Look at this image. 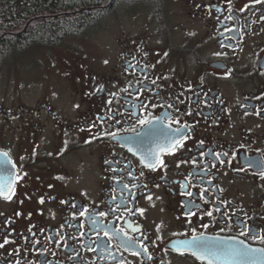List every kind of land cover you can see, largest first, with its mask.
Returning a JSON list of instances; mask_svg holds the SVG:
<instances>
[{
	"label": "flooded vegetation",
	"instance_id": "1",
	"mask_svg": "<svg viewBox=\"0 0 264 264\" xmlns=\"http://www.w3.org/2000/svg\"><path fill=\"white\" fill-rule=\"evenodd\" d=\"M21 7L0 28V70L38 64L0 86V188L15 189L0 196V264H206L175 250L201 233L264 249V0H0ZM185 124L166 168L128 150L166 147Z\"/></svg>",
	"mask_w": 264,
	"mask_h": 264
},
{
	"label": "snow or ice",
	"instance_id": "2",
	"mask_svg": "<svg viewBox=\"0 0 264 264\" xmlns=\"http://www.w3.org/2000/svg\"><path fill=\"white\" fill-rule=\"evenodd\" d=\"M256 3H260L261 0H255ZM228 19H231V17H228ZM165 55H167V53H165ZM217 55H220V53H217ZM105 63H107V61H105ZM133 68V66L128 63L127 68L125 69V71H128V69ZM147 78V77H145ZM153 83H155V81H153ZM96 93L99 92H103V86H99L94 90ZM94 93L90 92V93H86V95H93ZM114 95V94H113ZM112 101L109 100L107 101V104H111ZM76 107H79V105H77ZM133 107H136V105H133ZM169 107H171V105H169ZM109 112H111L112 110L109 109ZM191 113H189L190 115ZM259 114V113H257ZM98 120H100L101 122H103L104 118L102 117H97ZM108 120H112L114 119L113 115H109L107 117ZM116 123H120L119 120L115 121ZM176 123H179V121H175ZM138 123L141 126L144 125H149L152 124L153 121L152 120H147V119H139ZM95 124H93L91 127H94ZM190 126L188 125H182L181 127L176 128L172 133H171V139L169 140V143L166 147H158L157 149H152V148H148L144 151H140L139 149H136L135 151H133L132 147H129L128 150L130 152H133V154H139L140 156V163L147 169L151 170V171H156L157 169H163L166 168L167 165L165 164L164 159L162 158L163 154H175V152L179 149V148H183L185 145V141L187 139H189V134H188V129ZM184 129V130H182ZM101 135H106V136H111L113 138L116 137L117 133H113V132H104ZM98 137L93 136L92 139H96ZM86 143H91V140H87L85 141ZM124 144H128L129 141L128 140H124L123 142ZM204 143V141H200V145L202 146ZM4 155L6 156L7 153H4ZM201 155L203 156L204 153L201 152ZM215 156L216 159H219V153H214L213 154ZM225 156L228 155V153L224 154ZM187 161L185 160H181V163H186ZM192 164L193 166H197V161L196 159L192 160ZM251 166V165H249ZM127 167V166H126ZM177 168L180 167V164L178 163L176 165ZM262 169H264V165H261ZM241 171H243V169H240ZM113 171H117V169H113ZM119 171H123V169H119ZM128 175L131 176L132 173L128 172ZM144 173L141 172L140 176H143ZM193 175V174H190ZM259 176L261 177V179H264V170H262L259 173ZM21 177H17V179H20ZM164 177H161V179H163ZM187 179V178H186ZM118 183L120 181H117ZM14 182L9 183L6 188H0V196H3L5 199L7 200H11L12 196L15 195V189L12 186ZM157 187H159V185H156ZM49 187H51V185H49ZM123 187L125 189L129 188L128 184H124ZM132 187H135V185H132ZM144 187H147V185H144ZM181 189H185L186 188V184L182 183L180 185ZM207 192V189L203 190L201 192V199H204V196ZM181 195L186 196L191 198L192 197V193L190 191H182ZM149 200L152 199L151 196L148 197ZM44 198L41 197L39 200L40 204H43ZM207 201L205 200V203ZM63 203V201H62ZM194 201L192 199L188 200L187 204H182V207H184L185 209H187L184 212V215L186 217H195L197 215L196 211H193L189 205H194ZM73 207H75V205H73ZM137 211H139L141 214H143V209H138ZM216 211H220V209H216ZM17 215H20V213H17ZM80 215H84L83 212L80 213ZM100 216H105L106 213H99ZM206 215L211 217L213 215L212 211H206ZM190 223V221H189ZM202 227L207 228L208 225H202ZM135 231H139V228L134 229ZM159 230V228H158ZM116 231V230H114ZM119 231L123 232V229H119ZM193 232L195 233V229H193ZM246 233H242V235H245ZM105 236H109V232L105 231L104 232ZM125 236H127V233H124ZM145 239H147V237H145ZM253 239H259L262 243H264V236H256L253 237ZM129 240L132 241L133 243H139L140 246L143 248L144 252L147 253L148 252V247L146 244H144L143 242H137L134 241L133 238L129 237ZM9 243V241L7 239L4 240L3 243H0V248H3L5 244ZM130 245H126V249L127 247H129ZM175 250L180 254V255H184L186 253L191 254L193 257H195L197 260L205 262L206 264H218V261L221 259H224L225 261H232L234 262V264H239V262L241 261H245L247 259H249L250 257H252L255 253H264V249H253L247 245H244L243 241H239L236 244H231V243H226L225 241H217V240H209L204 238V234L201 233L199 236L197 235H193L191 240H186V241H182L180 243V245L175 247ZM134 255H139V253H134ZM148 259L151 260L152 257L148 256ZM16 264H19V261L16 262Z\"/></svg>",
	"mask_w": 264,
	"mask_h": 264
},
{
	"label": "rangeland",
	"instance_id": "3",
	"mask_svg": "<svg viewBox=\"0 0 264 264\" xmlns=\"http://www.w3.org/2000/svg\"><path fill=\"white\" fill-rule=\"evenodd\" d=\"M13 64H9L11 66L6 67L4 66L0 70V86L6 87L9 84V81H17L21 85H24L27 80H29L28 75L29 72H31L32 68L31 66L37 65L38 62L35 61L37 58H33L32 61H28L27 57H17L12 56L11 57ZM40 59V58H39ZM46 59L47 66L52 65L50 58H43V60ZM50 70V68H49Z\"/></svg>",
	"mask_w": 264,
	"mask_h": 264
},
{
	"label": "trees",
	"instance_id": "4",
	"mask_svg": "<svg viewBox=\"0 0 264 264\" xmlns=\"http://www.w3.org/2000/svg\"><path fill=\"white\" fill-rule=\"evenodd\" d=\"M27 9L21 8H1L0 9V28L8 27L10 22H12V18L18 14H23ZM2 33V32H1Z\"/></svg>",
	"mask_w": 264,
	"mask_h": 264
}]
</instances>
